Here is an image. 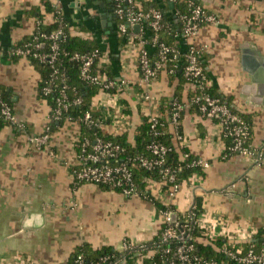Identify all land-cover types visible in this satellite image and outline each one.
I'll return each mask as SVG.
<instances>
[{"label":"crops","instance_id":"obj_1","mask_svg":"<svg viewBox=\"0 0 264 264\" xmlns=\"http://www.w3.org/2000/svg\"><path fill=\"white\" fill-rule=\"evenodd\" d=\"M112 1L83 0L79 7L76 0H0V90L9 94L16 117L25 125L24 130L10 125L0 128V264H70L83 244L121 250L125 240L150 241L163 225L158 208L145 197L75 183V141L81 133L76 121L56 123L51 134L54 155L26 140L27 135L43 131L50 107L38 96L37 69L28 59H13L7 51L34 32L33 9L44 24L53 23V11L46 9V3L60 8L71 35L98 37L101 52L116 55V60L106 62L110 73L127 81L118 107L101 104L97 95L92 99L91 110L105 121L101 133L125 134L133 141L144 118L167 116L160 110L161 103L172 97L179 79H170L161 69L149 83L140 82V43L109 34L116 23ZM195 1L217 19L200 25L193 37L202 49L208 85L230 97L233 109L251 116L254 152L226 155L218 122L186 109L180 121L182 146L210 165L203 178L197 177L194 188L185 183L174 200L168 198L162 182L149 180L146 189L156 201L173 205L179 213L193 197L199 198L206 227L202 231L209 239L219 237L226 243L239 230L256 233L251 239L257 241L258 231L264 228V0ZM97 23L106 29L101 36L94 34ZM138 33L144 37L143 27ZM179 39L176 36L174 43ZM180 85V99L185 102L195 86ZM145 91L148 100L143 98ZM167 126L174 131L171 123Z\"/></svg>","mask_w":264,"mask_h":264},{"label":"built area","instance_id":"obj_2","mask_svg":"<svg viewBox=\"0 0 264 264\" xmlns=\"http://www.w3.org/2000/svg\"><path fill=\"white\" fill-rule=\"evenodd\" d=\"M78 6H81L83 0H76ZM170 2H184L189 10L188 14H178L175 11V16L181 22L182 31L181 37L185 41L186 52L184 53L185 65L183 67L184 77L187 79H197L194 86L201 90L204 85H208V79H205L203 68L199 63V56L202 49L193 43V37L202 24L214 23L217 21L216 16L202 8L201 5L196 4L195 0H169ZM175 6V5H174ZM174 12V8H173ZM113 14L116 18V32L124 41L137 40L140 43V48L137 54V63L140 67V82L147 84L155 77L156 71L164 68L167 55L172 54L173 59L178 55V50L170 47L164 43L159 44V59L153 65L151 64L148 51L145 48L147 40L140 36L134 30L135 25H139V31L144 23H147L154 31L152 41H158V32L162 29L164 20L163 14L158 9H143L141 3L137 0H113ZM60 8H56L54 12V22L59 21L60 27L49 34L40 33L39 37L50 41L48 51H43V43L37 41V37L33 35L32 42H26L22 45L18 43L10 48L7 53L10 57H18L25 59H33L41 64H46L51 68V73L48 79L40 88V93L44 99L50 94H55L52 106L49 105V112L46 116V123L41 133L27 135V142L30 146L36 149H46L50 155H54L51 149V125L58 123L64 119L71 121L70 116H65L71 105H78L82 102L81 96L78 94L76 87H69L66 85V80L63 72L57 65L59 58V46L57 38L62 34V26L68 27V22L65 24ZM70 60L79 64V72L82 80L85 83L95 85L98 87L97 96L100 98L101 104L117 106L120 99L119 93L125 88L126 79L122 77L111 78L101 73V69L109 58L103 54L99 48H94L88 52H73L70 55ZM72 93V97L69 96ZM145 100L149 99L148 93L142 92ZM93 102V101H92ZM91 102V107H92ZM197 104L200 115L209 119L217 120L220 128V135L232 138V145L229 147L232 151H237L241 155L250 156L254 150L244 145V141L248 136V128L244 120L235 113L228 105L220 103L217 99L208 94L201 93L196 96L187 105H182L177 101L173 102V113L171 124L178 126V115L186 106ZM118 107V106H117ZM100 115V114H99ZM97 115L92 117L90 112H86L80 119L88 127L102 130L103 120ZM160 115L154 114L147 117L149 122L150 134L153 136L146 145L148 154H138L134 157H125L120 159L123 148L110 140H105L101 136H96L93 139L80 136L75 141L76 151V167L73 170V176L77 183H92L110 185L113 188H119L124 196L136 195V187L132 182V167L137 166L143 169L151 170L163 165L166 155L171 148L157 141V137L163 134L161 126L163 123L159 122ZM123 120V118H122ZM124 120L122 121V123ZM9 124L17 129L24 130L25 125L19 121L14 113L13 106L4 100L0 94V126ZM175 137L182 146L184 143L183 134L175 133ZM194 166H200L203 170L207 169L210 163L207 160L198 158L193 162ZM171 168L167 167L161 172L164 183H168L167 196L170 200H174L176 195L181 190L185 183H178L175 176L171 174ZM173 169V168H172ZM197 177L192 175L188 181L187 187L194 188ZM187 184V183H186ZM193 199L185 211L180 214L186 216L189 209L193 207ZM163 219L165 228L160 233L161 244L163 245L162 256L167 264H264V234L262 235V244L257 251L253 247L244 248L240 243H246L256 234L248 232H240L237 230L229 237V240L224 243L221 248V253L225 256L222 261L214 259H201L192 254L193 237L189 234L188 218L181 220L177 219L178 212L171 209L158 210ZM176 213V220L171 222V215ZM197 226L204 227L202 219L197 221ZM208 231V230H207ZM138 247L143 251L147 249L144 243H132L130 241H123L121 250L119 252H130ZM117 250V249H115ZM140 255V254H139ZM114 254H103L97 256L95 260H86L82 254L76 255L72 264H128L124 259L117 260ZM143 258L136 257L130 264H143Z\"/></svg>","mask_w":264,"mask_h":264},{"label":"trees","instance_id":"obj_3","mask_svg":"<svg viewBox=\"0 0 264 264\" xmlns=\"http://www.w3.org/2000/svg\"><path fill=\"white\" fill-rule=\"evenodd\" d=\"M141 3L143 9H158L163 14V20L164 24L162 29L158 32V41L153 42L152 38L154 37V31L151 29V27L147 24H143V33L144 39L147 40V44L145 45L146 50L148 51V55L151 61V64L153 65L156 61L159 59V44L164 43L170 47H174L176 50H178V55L175 59H173L172 54L167 55V60L165 61L164 68L168 73L170 79L174 80L175 78L179 79V85L175 86V91L172 97L164 98V100L161 103L160 110L162 111L163 115L166 113L167 116H160L159 122L163 123V126H161V129L163 130V134L158 136L156 139L160 143L166 145L167 147L171 148V150L168 152L165 158V162L163 165L158 166L156 168H153L151 170L143 169L141 167L134 166L132 167V182L134 186L136 187L137 195L145 197L152 201L155 206L158 208V210L162 209H171L173 211H176L175 207L173 205H162L158 201H156L148 192L146 189V184L149 180H155L157 182L164 183V179L162 176L163 172L162 170L167 167L171 168V174L175 176V180L178 183H188V181L191 179L192 175L195 174L198 178L204 177V170L200 166H194L193 162H196L198 156L193 155L190 153L187 147L180 146L178 140L175 137V133H179L180 135L183 134L182 126H181V117L183 112L186 109L193 110L194 112L200 114L198 110L197 104H192L189 106H186L182 111H180L177 121L178 126L174 128V131H168L167 124L171 123L172 119V113H173V102L177 101L178 103L182 105H187L188 102H190L192 99H194L196 96H199L201 93L208 94L209 96L217 99L220 103L228 105L235 113H237L245 122V125L248 128V136L246 140L244 141V145L250 147V149H254L251 145V133H252V119L249 114L241 113L235 109H233L230 105V97H223L220 94H217L214 91L213 86L204 85L203 89L199 90L195 87V90L190 92L188 94L187 100L184 102L180 99V92H181V86L183 82L187 83H194L199 78L195 79H187L184 77L183 73V67L185 65L184 60V53L186 52V45L181 44V31H182V25L181 22L178 20V16H175V11L179 12L178 14H188L189 10L184 4V2H175L174 3V12L169 10V0H137ZM196 4H198L195 1ZM111 4V2H110ZM113 6V1L112 4ZM46 9L53 11V16L55 12V7H51L50 5H47L46 3ZM31 15H34L36 17V27L32 35L29 37L21 40L18 45H22L26 42H32L34 40L33 35L37 37V41L43 43L44 48L43 51H48L50 46V41L46 40L45 38L39 37L40 33L49 34L50 32L57 30L60 27L59 21L56 20L55 22L51 24H44L43 21L40 18V13L36 11V9L32 10L30 12ZM63 20L65 24L68 22L67 19L63 16ZM175 19H177V22H175ZM116 25V23H115ZM85 29V26L81 27ZM63 34L57 38V43L59 46V58L57 65L60 68V70L63 72L66 80V85L69 87H76L78 90V94L82 98V102L78 105H71L68 109V111L65 113V116H70L71 121H76L80 125V139L83 137H87L90 139H93L96 136H101L105 140L113 141L117 144H119L123 148V152L121 156L119 157L118 161L120 159H125V157H134L138 154H144L147 155V149L146 145L151 140H153V136L150 134L149 130V122L147 118H144L141 125H139L136 133V138L133 141H130V139L125 134H108L105 135L101 133L100 130L92 127H88L83 121H80V119L84 116L86 112H90L92 117H96L98 114L97 112H93L91 110V102L92 99L98 94V87L95 85H91L88 83H85L79 72V64L75 61L70 60V55L73 52H88L93 50L94 48H99V39L98 37L94 38H84L79 35H71L68 27L62 26ZM109 34H117L116 28L112 26L109 30ZM106 29L101 28V26L97 23L94 28V34H97L98 36H101V34L105 33ZM96 36V35H95ZM178 36L180 41L178 43H174V38ZM124 41V39H123ZM184 45V46H183ZM13 59L18 58L13 56ZM108 58L110 62H113V60H116V55L109 54ZM31 64L37 69L39 72V81H38V96L42 97L40 93L41 86L45 83V81L48 79L51 68H49L46 64L38 63L37 61L33 59H28ZM199 63L201 64L203 68V74L205 79H208L206 75V71L204 69V65L200 60L199 56ZM139 73L141 74L140 67H138ZM161 69L156 71L155 76L158 74V72ZM101 73H104L106 76L115 78L116 75L114 73H110L109 68H107L106 65L103 66L101 69ZM0 94L4 100H6L10 105H13L11 102V99L9 97V94L4 91L0 90ZM69 96L72 97V93L69 92ZM55 94H50L46 97L47 103L52 106L53 100H54ZM43 98V97H42ZM165 112V113H164ZM101 113V111H99ZM101 118V117H100ZM102 119V118H101ZM103 120V119H102ZM64 121V119L60 120L58 123L61 124ZM108 121V119L106 120ZM217 122V120H215ZM103 122H105L103 120ZM9 125V124H4ZM4 125H1L0 128ZM56 126V123L54 122L51 125V131ZM174 127V126H173ZM223 141L225 144V154H240L237 151H232L229 149V147L232 145V138L229 136H224ZM176 142V143H175ZM76 184L77 183L75 181ZM83 183V182H81ZM100 188L105 190H113L119 192V188H113L110 185H104V184H98ZM169 184L166 182L163 185V190L166 191ZM177 212V211H176ZM202 213V207H201V200L199 198L194 197L193 199V207L188 210L186 216H182L178 212L177 219L182 222L181 220H184L188 218V225H189V234L191 237H193V247L194 250L192 254L195 256L200 257L201 259H214L217 261H222L225 259V256L221 253V248L224 245V241L222 238H215V239H209L206 234L202 231V228L197 226V221L201 218ZM165 228V224H163L156 236L153 237L148 242H145L144 245L147 247V249L141 251L138 247L134 248L130 252H119L118 250H115L111 246H103L98 249H92L87 244H83L80 247H78L75 252L73 253L71 257L72 264L73 259L78 254H82L86 260H95L97 256L103 255V254H114L115 259L120 260L124 259L126 263L130 264L132 261L138 258L139 256L145 257L143 258V264H167V262L164 261L165 257L162 256V249L163 245L161 244V237L160 233ZM264 234V228L258 231L257 233V241L250 240L246 243L241 244L242 247L248 248L253 247L255 250H259L262 244V235ZM206 236V241H202L201 239H204L203 237ZM140 254V255H139Z\"/></svg>","mask_w":264,"mask_h":264},{"label":"water","instance_id":"obj_4","mask_svg":"<svg viewBox=\"0 0 264 264\" xmlns=\"http://www.w3.org/2000/svg\"><path fill=\"white\" fill-rule=\"evenodd\" d=\"M168 6H169V8L172 10V9L174 8V3H173V2H169ZM112 13H113V10H112ZM108 19L112 20L113 18H112L111 15H109V16H108ZM101 24H102L103 27H105V20H102V21H101ZM108 26H111V23L108 24ZM134 30H135L136 32H138V31H139V25H135V26H134ZM263 95H264V92H263ZM175 220H176V213H173V214L171 215V222H174Z\"/></svg>","mask_w":264,"mask_h":264}]
</instances>
